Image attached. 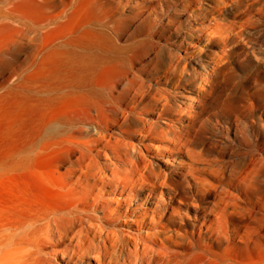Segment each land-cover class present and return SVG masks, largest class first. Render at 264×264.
Returning a JSON list of instances; mask_svg holds the SVG:
<instances>
[{
    "label": "rangeland",
    "instance_id": "374dc122",
    "mask_svg": "<svg viewBox=\"0 0 264 264\" xmlns=\"http://www.w3.org/2000/svg\"><path fill=\"white\" fill-rule=\"evenodd\" d=\"M101 9L77 0H0V264H8L6 239L16 228L72 197L65 169L79 157L77 144L94 133L91 116L108 127V80L120 90L131 78L154 89L185 88L193 111L203 101L196 147L206 165L199 180L168 171L175 156L149 158L177 181L161 199L180 212L178 226L192 230L191 202L210 205L221 194L229 203L218 248L223 264L232 256L236 264H264V0H108V13ZM215 24L233 35L212 37ZM169 60L182 76L222 81L203 96L193 84L172 89L179 74ZM146 194L140 188L136 196Z\"/></svg>",
    "mask_w": 264,
    "mask_h": 264
},
{
    "label": "bare ground",
    "instance_id": "6f19581e",
    "mask_svg": "<svg viewBox=\"0 0 264 264\" xmlns=\"http://www.w3.org/2000/svg\"><path fill=\"white\" fill-rule=\"evenodd\" d=\"M77 2L91 10L106 8L108 13V0ZM188 6L191 12L202 11ZM204 28L198 29L201 35L206 34ZM210 28L214 30L212 37L233 35L232 28L227 30L218 24ZM220 63L216 60V69ZM167 65L179 74L170 84L172 89L193 84L203 96L207 86L213 87L222 81L208 75L186 73L182 76L183 69L176 62L169 60ZM163 73L166 72L157 75ZM116 85L115 81L108 80L105 122L108 127L91 116L94 133L84 143L77 144L79 157L65 169L64 176L73 187L69 189L72 197L65 206L13 231L6 239V245L11 248L7 253L8 264H56L57 260L64 264L224 263L218 248L225 229L223 214L229 203L221 202V194L210 205L191 202L195 212L192 230L186 222L179 227L180 212L161 199L162 189L173 194L177 181L171 173L158 170L149 159L150 155L160 152L167 157L175 156L176 165L168 167V171L177 169L180 170L178 177L199 180L196 173L206 165L203 152L196 147V131L203 125L200 109L203 101L193 111L194 104L190 105L184 95L189 92L185 88L182 93L154 89L148 80L135 78L126 79L120 90ZM80 93L89 95L88 101L92 99V93ZM95 106L107 110L104 106ZM163 160L167 164L169 159ZM140 188L147 190L143 199L136 196ZM198 212L208 213L211 219L198 217ZM203 226L208 232L202 235ZM129 232L134 234L128 235ZM191 249L194 251L190 253ZM228 264H236V258L232 256Z\"/></svg>",
    "mask_w": 264,
    "mask_h": 264
}]
</instances>
